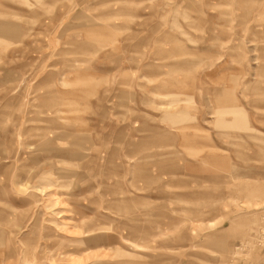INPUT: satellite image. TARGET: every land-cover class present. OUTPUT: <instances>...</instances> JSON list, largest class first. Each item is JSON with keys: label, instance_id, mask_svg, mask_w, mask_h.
Masks as SVG:
<instances>
[{"label": "rangeland", "instance_id": "1", "mask_svg": "<svg viewBox=\"0 0 264 264\" xmlns=\"http://www.w3.org/2000/svg\"><path fill=\"white\" fill-rule=\"evenodd\" d=\"M261 90L262 0H0V264H264Z\"/></svg>", "mask_w": 264, "mask_h": 264}, {"label": "crops", "instance_id": "2", "mask_svg": "<svg viewBox=\"0 0 264 264\" xmlns=\"http://www.w3.org/2000/svg\"><path fill=\"white\" fill-rule=\"evenodd\" d=\"M261 95L262 97H264V94H263V90H261ZM220 98L219 100V103L218 105H216L217 107L221 108V109H233V110H239V111H243L244 109L241 107V105L235 101V99L232 97V96H228L226 97L225 99H229V98H233L232 99V103L230 104V102L228 100H225L224 101V97L219 95L218 93L214 95V97H218ZM47 145L49 146H52V148L54 147V143L52 141H50L49 143H47ZM52 149H49L48 151H50ZM50 166H55V165H50ZM45 181L43 182V185H48V184H53V180L50 179V178H46L44 179Z\"/></svg>", "mask_w": 264, "mask_h": 264}, {"label": "bare ground", "instance_id": "3", "mask_svg": "<svg viewBox=\"0 0 264 264\" xmlns=\"http://www.w3.org/2000/svg\"><path fill=\"white\" fill-rule=\"evenodd\" d=\"M262 1H264V0H262ZM125 244H126V243H125ZM133 244H134V243H133ZM126 245H127V244H126ZM131 246H132V245H131ZM131 246H130V247H131ZM133 247H134V246H133Z\"/></svg>", "mask_w": 264, "mask_h": 264}]
</instances>
